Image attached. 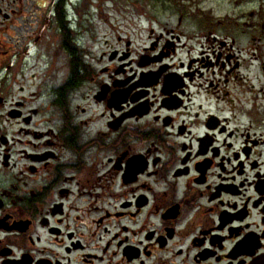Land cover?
Segmentation results:
<instances>
[{"label": "flooded vegetation", "instance_id": "flooded-vegetation-1", "mask_svg": "<svg viewBox=\"0 0 264 264\" xmlns=\"http://www.w3.org/2000/svg\"><path fill=\"white\" fill-rule=\"evenodd\" d=\"M166 1L0 0V264H264V0Z\"/></svg>", "mask_w": 264, "mask_h": 264}, {"label": "rangeland", "instance_id": "rangeland-1", "mask_svg": "<svg viewBox=\"0 0 264 264\" xmlns=\"http://www.w3.org/2000/svg\"><path fill=\"white\" fill-rule=\"evenodd\" d=\"M154 4L152 8H161L159 5V0H150ZM149 0H82L81 8L90 7L91 9L100 10V14L106 16V21L108 24L118 21L120 24H127V17H124V14H127L133 9L144 10L151 8V5L148 6ZM163 0H160V3ZM174 1V0H171ZM179 1V0H178ZM187 4L190 2H203L204 7L213 8L214 4L217 3L218 13L221 14L226 8V0H186ZM165 8H171L170 3L167 0L165 3ZM146 9V10H145ZM95 13V12H92ZM98 12L96 14H99ZM95 14V15H96ZM93 24V23H92Z\"/></svg>", "mask_w": 264, "mask_h": 264}]
</instances>
